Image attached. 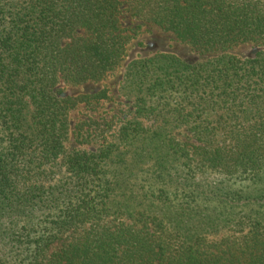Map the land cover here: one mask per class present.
Wrapping results in <instances>:
<instances>
[{
    "label": "trees",
    "instance_id": "trees-1",
    "mask_svg": "<svg viewBox=\"0 0 264 264\" xmlns=\"http://www.w3.org/2000/svg\"><path fill=\"white\" fill-rule=\"evenodd\" d=\"M123 15L198 58L122 64ZM263 47L264 0H0V264H264ZM119 69L112 141L69 151L107 93L63 87Z\"/></svg>",
    "mask_w": 264,
    "mask_h": 264
},
{
    "label": "rangeland",
    "instance_id": "rangeland-1",
    "mask_svg": "<svg viewBox=\"0 0 264 264\" xmlns=\"http://www.w3.org/2000/svg\"><path fill=\"white\" fill-rule=\"evenodd\" d=\"M122 26L129 29L139 26L135 30L134 39L128 45L127 55L122 64L136 55L148 56L154 53H170L183 60L198 58V54L189 46L179 42L172 34L162 32L156 26L136 22L125 15L122 17ZM257 49L258 47L253 44H242L233 48L232 54L244 59ZM119 76L120 69L97 84L87 83L78 87H63L68 97L92 96L102 91L107 93V100L80 104L70 112L69 138L66 143L69 151H94L100 149L105 141H112L118 127L116 124L118 119H124L127 116L126 106L117 96ZM54 171L57 175L54 181L66 176L62 165Z\"/></svg>",
    "mask_w": 264,
    "mask_h": 264
}]
</instances>
